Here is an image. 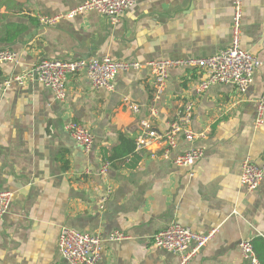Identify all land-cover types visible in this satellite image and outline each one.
Instances as JSON below:
<instances>
[{"label": "crops", "instance_id": "obj_1", "mask_svg": "<svg viewBox=\"0 0 264 264\" xmlns=\"http://www.w3.org/2000/svg\"><path fill=\"white\" fill-rule=\"evenodd\" d=\"M82 2L4 0L0 38L11 39H0V50H16L19 60L0 63V77L25 73L43 59L205 58L231 42L233 0H138L115 23L94 10L67 16ZM56 16L55 23L43 21ZM15 24L24 28L16 37ZM241 47L264 61V0H244ZM202 75L198 68H171L156 101L148 68L120 71L112 90L94 87L85 72L70 74L65 99L29 79L1 94L0 190L13 199L0 220V264H68L58 248L62 227L103 236L97 264H178L152 239L172 223L202 234L218 228L192 264H249L239 243L264 240V178L247 192L240 175L245 159L264 163V121L257 123L264 65L245 93L216 83L198 96ZM124 96L140 105L138 113ZM190 99L191 127L204 133L198 141L204 155L192 170L172 159L188 148L183 138L169 159L161 156V141L135 150L141 119L164 132ZM70 121L90 128V150L70 135ZM115 231L129 237L108 240Z\"/></svg>", "mask_w": 264, "mask_h": 264}, {"label": "built area", "instance_id": "obj_2", "mask_svg": "<svg viewBox=\"0 0 264 264\" xmlns=\"http://www.w3.org/2000/svg\"><path fill=\"white\" fill-rule=\"evenodd\" d=\"M138 0H83L67 16L73 17L85 11H97L106 15L112 22H118L125 10L133 7ZM233 15L231 23V42L222 51L205 58L161 59L151 61L113 60L106 56L98 58H78L70 60L43 59L31 69L22 74H11L0 77V95L14 84H23L25 80L40 82L50 87L58 99L67 97V77L70 74L85 72L92 85L96 88L114 89V80L120 71L140 70L148 68L153 76L154 101L162 98L169 76V70L174 67L198 68L203 75L195 86V93L204 94L213 84L224 83L235 85L240 93H245L254 81L256 71L264 65V61L241 47V31L243 21L244 0H233ZM59 16L45 17V23H55ZM19 53L13 49L0 50V63H16ZM123 103L133 112L140 111V105L131 101L129 96L123 97ZM154 107L152 114H156ZM195 112V100H188L174 120L164 132H159L149 119H141L140 132L135 139V150L151 149L156 141L164 143L161 156L171 158V151L178 145L180 138L188 143V148L176 155L173 162L179 167L193 168L195 163L204 155V148L198 141L204 136L192 129L191 123ZM264 121V86L262 95L257 103V123ZM70 135L85 150H90L94 144V134L83 123L70 121L67 124ZM155 156V153L152 154ZM110 163L106 162L101 173L108 170ZM240 183L247 192L255 191L264 178V163L257 164L247 158L242 162ZM193 175V172H190ZM108 193L111 187H108ZM108 196L104 197L105 200ZM13 193L0 190V220L9 210ZM236 212V211H235ZM218 228L208 233H197L190 227L180 223H172L158 231L152 237L153 244L179 257L178 264H192L193 259L203 247L215 236ZM121 231H115L108 236L110 241H120L128 238ZM101 234L81 232L70 227H62L58 248L68 264H97L102 258L103 242ZM241 256L249 264H262L254 247L252 239H242L239 243Z\"/></svg>", "mask_w": 264, "mask_h": 264}, {"label": "trees", "instance_id": "obj_3", "mask_svg": "<svg viewBox=\"0 0 264 264\" xmlns=\"http://www.w3.org/2000/svg\"><path fill=\"white\" fill-rule=\"evenodd\" d=\"M4 4V0H0V8L3 6ZM15 29H16V33H15V37L17 36V34H19L24 28L22 25H18L15 24ZM1 40H10L11 38H0ZM1 68H0V75H1ZM254 242V247L255 250L257 252V255L259 257V259L261 260V263L264 264V240L262 238H258L256 240L253 241Z\"/></svg>", "mask_w": 264, "mask_h": 264}]
</instances>
